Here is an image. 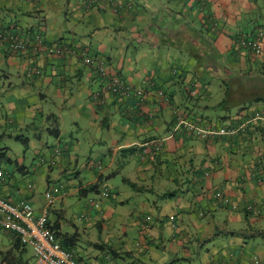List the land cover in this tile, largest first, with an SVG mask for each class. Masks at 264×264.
<instances>
[{
	"label": "crops",
	"instance_id": "1",
	"mask_svg": "<svg viewBox=\"0 0 264 264\" xmlns=\"http://www.w3.org/2000/svg\"><path fill=\"white\" fill-rule=\"evenodd\" d=\"M1 30L71 50L0 44L2 199L42 215L56 189L49 225L76 237L82 264H264L252 235L264 230V53L238 45L259 36L264 46V0H0ZM85 52L132 93L111 89ZM228 93L239 100L220 107ZM181 114L242 131L201 139ZM92 143L98 156L110 149L99 171L87 164ZM54 172L65 184L51 187ZM10 251L14 264H44L0 229Z\"/></svg>",
	"mask_w": 264,
	"mask_h": 264
},
{
	"label": "built area",
	"instance_id": "2",
	"mask_svg": "<svg viewBox=\"0 0 264 264\" xmlns=\"http://www.w3.org/2000/svg\"><path fill=\"white\" fill-rule=\"evenodd\" d=\"M0 44H3L8 50L15 53H26L30 49L38 53H47L59 57L60 55L70 54L71 50L62 46L54 44L48 46L45 38L41 34H32L26 38L20 37L16 31H0ZM241 49L251 52L253 55L260 57L264 53L263 45L261 44V37H243L238 41ZM83 63L90 67H96L98 75L102 79H108L110 88L115 92L128 95L132 93L133 88L125 85L120 78L108 77V72L102 61L92 59L88 52L81 55ZM32 74L40 76V71L34 69ZM134 92V91H133ZM138 97H143L142 91L135 92ZM256 117L262 118L261 114H256ZM180 126L184 130H193L195 135L205 139L209 135H226L237 134L236 129L222 128L213 133V129L207 127L202 129L196 124L190 123L182 116H178ZM47 206L42 215H37L33 206L28 201H22L15 205L5 201L0 197V229L9 231L15 234L22 246H31L34 251V256L42 261L44 264H81L75 261L73 253L62 248L56 239L55 233L49 226V214L53 206L57 203L58 197L52 194L51 191L46 193ZM86 216H84V219ZM259 264L258 262H256Z\"/></svg>",
	"mask_w": 264,
	"mask_h": 264
},
{
	"label": "rangeland",
	"instance_id": "3",
	"mask_svg": "<svg viewBox=\"0 0 264 264\" xmlns=\"http://www.w3.org/2000/svg\"><path fill=\"white\" fill-rule=\"evenodd\" d=\"M97 57V56H96ZM92 59H94V57H93V55H92V57H91ZM101 60H102V58H101ZM103 61V60H102ZM103 63V62H102ZM105 63V62H104ZM103 63V64H104ZM105 65H106V63H105ZM252 82H254V81H252ZM235 84V83H234ZM221 86H222V84H221ZM218 88V87H217ZM169 90H170V92H172V90L169 88ZM182 93V92H181ZM181 93L179 94V95H181ZM143 95H144V93H143ZM158 95V94H157ZM166 97H167V101H169V100H171V97H170V94H167L166 93ZM194 97H197L196 95H194ZM161 98H163L164 99V96L162 97L161 96ZM204 112V111H203ZM255 114H257V113H255ZM173 115H174V112H173ZM176 115H174V117H175ZM209 117H211V121L213 122V124H212V122H209L208 120V124H210L209 125V127L210 128H212L213 129V133H215V131L216 130H220V129H222V126H221V123H220V121H219V119L218 118H213V116L211 115V116H209ZM255 117H256V115H255ZM257 118V120H259V119H262V118H259L258 119V117H256ZM176 120H177V122L176 123H178L179 124V121L180 120H178V117L176 118ZM216 121L218 122V124H216ZM224 128H226V129H228L229 127H224ZM242 130H240V129H237V134L239 133V132H241ZM215 136H217V137H219V136H226V135H219V133L218 134H216V135H209L207 138H209V137H215ZM196 137H198V138H201V137H199V136H197V134H196ZM207 138H205V139H207ZM201 139H203V138H201ZM89 143L91 142V139H89V141H88ZM91 146H92V149H93V152L92 153H89L88 152V156H89V158H90V162L88 163L87 162V164H88V166H93L94 167V170H100V168L101 167H103V165H102V163L101 162H97L96 160H95V158L96 157H99V158H101V159H103V158H105V157H108V154H109V151H110V149H108L107 147H105V151L104 150H102V152L101 153H103V156H98L99 154H100V152H98V150H99V148L97 147V145H95V144H91ZM43 147V146H42ZM18 148L19 149H25V147L23 146V145H18ZM43 149H44V153H46L47 152V149H46V147H43ZM90 150H91V148H90ZM29 154H30V152H29ZM19 156L20 157H23V154H19ZM58 158V157H57ZM57 158H56V160H57ZM42 162H43V160H42ZM107 161L106 160H104V163H106ZM44 163V165H47L49 168H53V167H55V164H54V162L53 161H51V162H49V163H45V162H43ZM26 165H27V163H26ZM92 167V168H93ZM82 170V169H81ZM98 170V171H99ZM68 171V170H67ZM80 173H82V171H80ZM63 174L64 173H59V174H57L56 172H54V175H53V177H52V179H53V181L51 182V187H56L57 185H60L59 183H62V184H65V182H66V180H67V178L66 177H63ZM17 176H19V174H17ZM31 178L32 177H30L29 178V181H31ZM20 179H24L23 181H24V183H27L28 182V179H26V177H20ZM106 179H107V177H106ZM81 181H84L83 180V178L81 179ZM120 182H122L121 181V179H120ZM21 184V183H20ZM23 184V183H22ZM21 184V185H22ZM49 191H51L52 192V194L54 193L55 195H56V193H57V191H56V189H50ZM60 192H61V195L62 194H64L65 193V190L64 189H62V190H60ZM60 200H61V198H59L58 199V201H57V203L54 205L55 206V208L56 207H58V204H59V202H60ZM90 204V203H89ZM53 206V207H54ZM256 224V223H255ZM252 228H255V226H253V225H250ZM250 231V230H249ZM260 242V244H262L261 243V241H259ZM24 248H26V250H27V252H28V254L30 255V254H32L33 253V256H34V251H33V249H32V247L31 246H26V247H24ZM36 258V257H35ZM36 259H38V258H36ZM39 260V259H38ZM37 261L36 260H33V263L32 264H34V263H36ZM42 262V261H41Z\"/></svg>",
	"mask_w": 264,
	"mask_h": 264
},
{
	"label": "trees",
	"instance_id": "4",
	"mask_svg": "<svg viewBox=\"0 0 264 264\" xmlns=\"http://www.w3.org/2000/svg\"><path fill=\"white\" fill-rule=\"evenodd\" d=\"M226 87L227 88L229 87V84L228 83H226ZM228 95H229V93L226 94V97L222 101L220 107H224L225 105L228 104V102L231 103L230 100L231 101H235V102L239 100L238 98H231ZM180 116H182L183 118H185V120H188V121H190L189 119H191L190 117H188V116H186L184 114H181ZM192 121H194V119H192ZM97 189H98V186L95 185V186H91V187L85 189L83 192L86 193V194L87 193H93V192H96ZM50 228H51L52 231L55 232L56 239L60 243V245L62 246V248L65 249L66 251H69V252L73 253V255L75 257V261L77 263H80L79 260H78V258H77V256H76V252L74 251V247L77 244L76 237L75 236H68V235L59 234L57 231H55V228L54 227H50ZM250 232H252V230ZM252 235L255 236V237H260V238L264 239V230L263 231L253 230ZM19 245L22 246L20 242H19ZM22 247H24V246H22ZM0 259L2 261L6 262L7 264H14L15 256L13 254V251H10V252H7V253L0 252Z\"/></svg>",
	"mask_w": 264,
	"mask_h": 264
}]
</instances>
